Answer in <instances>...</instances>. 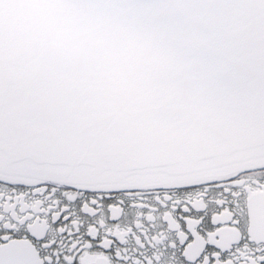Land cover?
Here are the masks:
<instances>
[{"label":"snow or ice","instance_id":"obj_1","mask_svg":"<svg viewBox=\"0 0 264 264\" xmlns=\"http://www.w3.org/2000/svg\"><path fill=\"white\" fill-rule=\"evenodd\" d=\"M0 264H264V0H0Z\"/></svg>","mask_w":264,"mask_h":264}]
</instances>
